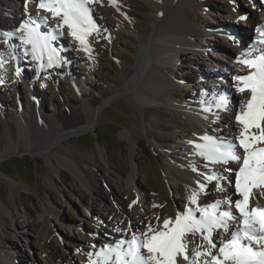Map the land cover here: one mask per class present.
<instances>
[{"label": "rangeland", "instance_id": "rangeland-1", "mask_svg": "<svg viewBox=\"0 0 264 264\" xmlns=\"http://www.w3.org/2000/svg\"><path fill=\"white\" fill-rule=\"evenodd\" d=\"M8 1L13 3L16 0H0V4L7 6ZM229 1L211 0L213 6L199 12L198 20H204L214 30L205 31L206 34L200 38L204 44H193L194 49L189 52L181 50V58L179 56L169 65L172 78L178 83L168 91L173 99L198 100L202 87L204 90L226 81L217 76L220 73L217 70L212 76L214 79L207 76L210 71L206 67L218 64V56L228 60L221 50L211 45L215 41L208 40L207 36L216 34L222 41L228 42L231 39L228 31L234 29L237 34L240 32V36L250 38L254 36L255 28L247 18L252 23L264 24V13L256 7L257 0H233L236 7L227 12L222 6ZM123 2L121 8L112 0H96L90 5L96 28L85 37L84 45L69 34L68 27L65 31L58 27V36L49 39L51 47L58 53V57L51 62L48 60L49 53L45 59L44 54L42 59L33 58L32 46L23 42V30L15 29L9 39L1 38L0 250L4 252L9 248L7 251L11 252L12 259L22 264H48L50 256L47 252L53 245L58 253L65 254L66 264H90V261L97 260L95 253L102 247L124 240L118 233L122 229L114 222L121 224L127 219L129 221L130 217L138 219L139 209H131L127 214L119 205L116 206L119 199L123 202L129 197L130 191L137 198L138 186L149 188L152 203L161 207L164 219L168 213H183L195 207L189 201L187 185L167 178L163 170L165 159L152 147L162 143L166 152L187 162L188 153L175 145L184 142L190 146V142L183 138L175 144L169 142L171 139L167 131L159 128L146 132L142 128L143 116L152 119L161 114L162 109L153 104L154 107H146L143 115L141 107L144 101L131 96L141 81L138 77L134 78V72L138 70L142 74L148 65V54L145 53L138 63L139 67H132L136 65L139 54L136 48L138 33L132 26L135 19L140 20L142 27L149 26L146 17L152 14L154 4L151 0ZM22 3L25 4V0ZM251 7L256 11L253 12ZM108 8L111 11H107ZM39 33L46 37L49 35L47 29ZM59 35L64 38L63 43L57 40ZM237 37L235 33L232 38L239 42ZM233 62L236 67L245 66ZM40 66L42 72H36ZM74 71L77 79L72 78ZM227 95L226 90L220 93L222 98H229ZM239 100L238 93L232 95L231 105L237 106ZM33 104L39 112L36 115L40 117V122L57 123L64 115L59 132L66 130L68 118L77 125H83L90 110L104 106L94 130L75 134L64 142L85 159H95V162L90 161L93 172L91 185L76 166L68 165L59 158L57 140L45 149L31 150L36 138L39 139L37 117L32 113ZM219 110L228 115V109L217 107L208 112L212 118H205L216 129H224L235 136L232 128L223 122ZM66 112L68 116H65ZM176 120L171 125L182 133L181 136H189L187 129L195 133L191 121L179 116ZM115 134L117 139L113 136ZM97 137L100 141H95ZM133 145L140 166L136 176H132L131 189L122 165H127ZM217 177H223L220 183L230 185V180L224 176ZM17 180L22 183V193L20 197H12L9 182ZM145 201L146 197L141 198L143 204ZM95 208L101 211L96 212ZM216 234L219 237L222 235L220 230ZM188 247L192 252L194 248ZM183 263L189 264L188 261Z\"/></svg>", "mask_w": 264, "mask_h": 264}, {"label": "bare ground", "instance_id": "bare-ground-1", "mask_svg": "<svg viewBox=\"0 0 264 264\" xmlns=\"http://www.w3.org/2000/svg\"><path fill=\"white\" fill-rule=\"evenodd\" d=\"M22 1L23 0H16L13 3L11 1H8L6 4L7 6L0 4V35H2V33H13L15 29H20V24L25 21H28L30 26L36 28L38 32L46 31L47 29L49 39L51 38V36H58V34L56 33L58 27L62 31H65V27L67 26L60 27V25L62 24L61 18L53 17L51 12L39 8V0H25V4H23ZM112 1L119 5L120 8L124 3L123 0ZM151 1L154 4V9L152 10V14L146 17L149 26L146 25L145 27H142L140 24V20L136 19L133 22L132 26L138 33V43L136 48L139 50L137 63L135 66L132 65V67H139L138 63L145 53L148 54V65L146 72L142 74L139 73L138 70L137 72H134V78L138 77L141 81L139 83V86L133 91V94L131 96H135L140 101H144V103L141 102L143 104H141L143 115H145L144 110L146 109V107H154L153 104H156L157 106L155 107L161 108L162 110L161 114H156L152 119L143 116L144 120L142 121V128L146 129V132H149V130L153 128L163 129L167 131L168 135L170 136L169 139H171V141L169 142H172L174 144L179 138H183L190 142V146H188L184 142H178L176 143L177 145H175L176 148L181 147L182 150L188 153V157L186 158L187 162H183L181 158L179 156H176L175 154L166 152V146L162 143L158 142V145H152V147L157 154L165 159L163 163V170L169 180L173 182H184L187 185L189 195H191L193 191L199 192L198 205H211L218 200L225 199L226 196H232V199L234 200L238 198L237 196L233 195V193L235 192L234 172H229L225 169L231 168L234 170H238L239 165L234 162L230 163L229 165L213 164L205 156H202L200 154V150L196 148L195 145L205 143V141L201 139L204 136L213 137L221 142L238 143V140H235V138L239 137L243 126L236 121L235 116L242 110V102H245L249 98L250 94L248 92L241 93L237 91L239 82L237 81L236 77L247 74L250 69L245 64V66L243 67H236L234 65V62L231 60H237L240 58L250 59L264 52V44L260 43L261 39H264V37H262L260 31H258V29L264 31V24L259 25L254 22L252 23L249 18H247L248 23L253 25V27L255 28V34L250 38H244L243 36H240V32H238L239 34H237L234 29L228 31V36H230L229 38H231L228 42H224V40L222 41L221 38L216 34H210L209 36H207L208 40L215 41V43H212L211 45H213L216 49L221 50L229 60V63H227L224 58L218 56V64L213 63L210 67H206V70L209 68L208 71H210L207 76H209L210 79H214V77L212 76L216 73L217 70L220 72L217 74V76L220 75L222 78H225L224 80L226 81L210 87H205L204 90L202 89V87L200 90L201 97L198 100L181 98L173 99L172 96L168 94V91L171 86L176 87L178 83L173 80L169 65L172 64L179 56L181 58V50L187 52L192 51L194 49L193 44H200L202 42H200V38L203 37V35L208 31L214 30V28L206 24L204 20L202 22L198 20V17H200L199 12L202 9L211 8L213 6V3L211 2V0ZM255 2L256 7L260 8L261 12L264 13V0H262V2H259L258 0ZM88 7L90 8V15L92 17L91 6L89 5ZM235 7L236 4L233 0H230L229 3H226V5L222 6L223 10L227 12L233 10ZM251 9L253 10V12L256 11L252 7ZM107 11H111V9L108 8ZM125 15L128 16L127 14ZM242 16H245V14ZM248 16L250 17V14ZM45 17L47 19H45ZM215 30L218 31L219 28H215ZM235 33L236 35H238L237 40L239 42H236L232 38ZM1 38H8V36L6 37L2 35V37H0V42ZM58 39H60L62 43L64 42V38H62V36L59 35L57 40ZM1 45L3 44H0V46ZM1 51L2 49L0 47V52ZM44 52L43 59L46 58V55L48 53L46 50ZM43 54H41L38 50L36 54L37 59H42L41 56ZM180 61H182V59ZM235 62H237L238 64H243L238 61ZM225 67L226 69L231 70L230 74L224 71ZM42 70L43 68L42 66H40V68L36 72L41 73ZM74 72L75 74L73 73L72 78L77 79L78 76L76 77V71ZM215 78L217 79L218 77L215 76ZM224 90L227 91V96H230L229 98H222L220 96V93H222ZM237 93L241 100H239L237 106H232L230 98L232 97V95L234 96ZM32 106V113L37 117L38 121L36 122V133L39 139L36 138L35 142L32 145L33 149L31 150L45 149L50 146L54 140H57V142H59L57 146V153L59 155V158L62 161L67 162L68 165L73 164L74 166H76L83 173V176H85L87 182H89V184L91 185L93 172L91 169L92 162L90 161L95 162V159H91L90 161L85 159L80 152H78L71 146L65 145L64 142H66L75 134L94 130L95 125L98 121V115L104 108V106L101 105L95 111L90 110L87 122L83 125H77L70 118H68L66 122V130L64 132L58 131V128L63 126L62 117H64V115L60 116V121L57 123L48 124L46 122H40V117L36 115L37 113H39L36 110V105L33 104ZM217 107L228 109V115L219 110L220 116L223 122L232 128V131L234 132L233 134H235V136H232L231 132H225L224 129H216V127L213 126L212 122L209 119L205 118H212L210 117V113L208 112L210 111V109ZM65 114V116H68L67 112ZM177 116L185 117L186 119L191 121L194 126L195 133H191L187 129L186 132L189 134V136L184 137L181 136L182 133L174 130L171 123L177 122ZM255 131V129L250 130V132ZM242 151V149H238V152L242 153ZM138 159L139 157L136 153L135 145H133L127 159V165H122L123 174L126 176V181H128L131 189L133 187L132 176H136V171L140 166ZM213 174H215L216 176H224L228 180L232 181L229 186H225L224 184H222V182L220 183L219 181V183L225 188V192H218L215 189L216 181L209 182L205 179L206 176ZM198 182L206 184L207 187L203 192L199 190ZM9 184L11 196L20 197L22 193V183L17 180L15 182L10 181ZM146 187L147 186L144 185L138 186L139 191L137 194V198L130 191L129 197L127 199H124L123 202L122 199H119V202L116 203V206L119 205L120 208L122 210H125L127 214L128 212L132 211L131 209H139L140 211L137 220H134L132 219V217H130L129 221L127 219L121 224H117V221L114 222V224L117 225L118 228L122 229L120 232H118L119 230H117V232L121 233V236L122 238H124V240L130 239L133 233L139 235L140 233L144 232L146 229V225L149 223H151L153 226L162 225V221L164 220V218H162L164 216L162 213H164V211L160 206H153L154 203H152V197L149 192V188ZM144 197H146V201L143 204L141 202V198ZM134 201L135 203H133ZM252 203L253 205L264 206V198L255 199L252 201ZM111 204H114L113 200H111ZM227 208L228 206L224 204L220 206L221 211H224ZM95 210L96 212L101 211H99L97 208H95ZM233 214L237 217V219L230 222L229 233H225L223 230H220L222 234L221 237H219L216 232L213 233V239L218 244L220 241H226L227 239H229L230 233L235 232L240 226L238 223L239 215L234 209ZM176 215L177 214L172 212V215L168 213L166 217L174 219ZM156 217L160 218L159 221L156 219ZM188 242V246H191V248H196L200 244H204L205 247L207 246L206 242H204L199 235L195 237L189 236ZM53 246L49 247V252L45 250V252H47V254L49 253L50 256L49 259H47L49 262L48 264H66L67 259L64 256L65 254L62 255L61 253H58ZM7 250H9V248ZM7 250L4 252L0 250V256L2 257H0L2 259L0 264H22L19 260H14V258L12 259L11 252ZM213 251L215 252L216 250L214 249ZM189 258L190 260L193 258L191 250H189ZM203 259L205 258H200L201 261H203ZM182 264H184L183 261Z\"/></svg>", "mask_w": 264, "mask_h": 264}, {"label": "snow or ice", "instance_id": "snow-or-ice-1", "mask_svg": "<svg viewBox=\"0 0 264 264\" xmlns=\"http://www.w3.org/2000/svg\"><path fill=\"white\" fill-rule=\"evenodd\" d=\"M94 2L96 0H39L38 7L51 12L53 17H60V27L66 25L69 34L84 45L85 37L96 28L88 7ZM19 28L25 32L23 42L32 46L34 59L38 50L41 54L46 50L50 62L58 57L49 38L31 27L28 21L21 23ZM258 31L264 37V31ZM13 34L2 33L6 37ZM260 43L264 44V39ZM238 62L250 69L247 74L236 77L239 82L237 91L250 94L242 102V110L235 116L243 126L239 137L235 138L238 143L221 142L204 136L201 139L205 143L195 145L200 154L213 164L229 165L234 162L239 165L238 170L225 169L234 172L233 195L238 198L233 200L232 196H226L211 205L200 206L199 192L193 191L189 201L195 208L178 213L174 219H164L160 226L149 223L144 232L139 235L133 233L128 240L105 245L95 253L97 260L90 261V264H182V261L189 264H264V206L252 203L255 199L264 198V52L250 59H238ZM251 129L256 131L250 132ZM238 149H242V153ZM205 179L216 181V190L225 192L219 183L223 177L213 174ZM206 187V184L199 183L201 192ZM222 204L228 206L224 211L220 210ZM233 209L239 215L240 226L230 233L229 239L218 244L213 239V233L218 230L229 233L230 222L237 219ZM156 219L159 221L160 218ZM197 235L207 246L200 244L194 248L190 260L188 237ZM89 255L92 256L91 253ZM201 257L205 259L201 261Z\"/></svg>", "mask_w": 264, "mask_h": 264}, {"label": "trees", "instance_id": "trees-1", "mask_svg": "<svg viewBox=\"0 0 264 264\" xmlns=\"http://www.w3.org/2000/svg\"><path fill=\"white\" fill-rule=\"evenodd\" d=\"M97 132H98V131H96V133H97ZM97 135H98V133H97ZM113 136H114V138H115V139H117V136H116V134H115V135H113ZM98 137H99V136H98ZM98 137H97V138H95V141H100ZM5 173H6V172H5Z\"/></svg>", "mask_w": 264, "mask_h": 264}]
</instances>
